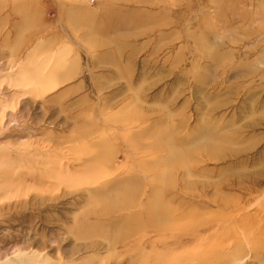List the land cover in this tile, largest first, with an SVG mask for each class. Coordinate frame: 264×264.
<instances>
[{
    "label": "rangeland",
    "instance_id": "rangeland-1",
    "mask_svg": "<svg viewBox=\"0 0 264 264\" xmlns=\"http://www.w3.org/2000/svg\"><path fill=\"white\" fill-rule=\"evenodd\" d=\"M263 168L264 0H0V264H264Z\"/></svg>",
    "mask_w": 264,
    "mask_h": 264
},
{
    "label": "bare ground",
    "instance_id": "bare-ground-1",
    "mask_svg": "<svg viewBox=\"0 0 264 264\" xmlns=\"http://www.w3.org/2000/svg\"><path fill=\"white\" fill-rule=\"evenodd\" d=\"M61 30V29H60ZM63 33V32H62ZM184 35V34H183ZM68 37V36H67ZM143 121H144V119H143ZM142 121V122H143ZM145 121H146V119H145ZM256 124V123H255ZM206 135V134H205ZM209 135V134H208ZM84 136V135H83ZM209 137V136H208ZM207 137V138H208ZM207 156V155H206ZM255 171H256V169H254L252 172H254L255 173ZM251 172V173H252ZM259 171H257V173H258ZM260 173H261V176H259V177H252L251 179H248L246 182L248 183V184H250L251 185V189H253L256 185H258L259 183H262L263 181H264V168H263V170L262 171H260ZM263 173V174H262ZM188 183V182H187ZM187 187H188V185H186ZM185 186V187H186ZM202 187V186H201ZM205 187H206V185H205ZM204 187V188H205ZM208 187V186H207ZM203 188V187H202ZM190 189V188H189ZM194 189V188H193ZM207 189V188H206ZM218 189V188H217ZM247 189H249V188H247ZM247 189H245L246 191H247ZM205 190V189H204ZM203 190V191H204ZM208 190V189H207ZM246 191H244V192H246ZM248 191H251V190H248ZM191 192V191H190ZM253 192V191H252ZM186 193H188L187 191H186ZM246 193H248V192H246ZM117 194V193H116ZM115 196H117V195H115ZM122 196V195H121ZM156 196V195H155ZM189 196V195H188ZM149 200V199H148ZM155 201V200H154ZM133 206V202L130 200V201H126L124 204H122V205H120L115 211H121V210H123V209H126V208H129V207H132ZM156 209V208H155ZM96 212V211H95ZM100 212V211H99ZM112 212H114V210H105V211H103L102 213H97L96 212V214L94 215V217H95V219H103L104 217H109L110 215H111V213ZM162 212V211H161ZM164 213V212H163ZM163 213H161V214H163ZM167 212H165V214H166ZM168 214V213H167ZM170 215V214H169ZM165 216V215H164ZM164 216H162V217H164ZM168 216V215H167ZM166 218V217H165ZM130 225L131 224H129V227H130ZM141 224H139L138 225V223L137 224H135L132 228H129V230L126 232V234H125V236H131V235H134L135 233H137L138 232V230L139 229H141ZM157 227V226H156ZM197 247V246H196ZM199 248V247H198ZM195 250V249H194Z\"/></svg>",
    "mask_w": 264,
    "mask_h": 264
}]
</instances>
